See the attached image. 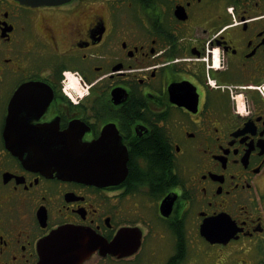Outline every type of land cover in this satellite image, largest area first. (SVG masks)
I'll list each match as a JSON object with an SVG mask.
<instances>
[{
  "label": "flooded vegetation",
  "instance_id": "af4514ba",
  "mask_svg": "<svg viewBox=\"0 0 264 264\" xmlns=\"http://www.w3.org/2000/svg\"><path fill=\"white\" fill-rule=\"evenodd\" d=\"M0 264H264V0H0Z\"/></svg>",
  "mask_w": 264,
  "mask_h": 264
},
{
  "label": "water",
  "instance_id": "95a60500",
  "mask_svg": "<svg viewBox=\"0 0 264 264\" xmlns=\"http://www.w3.org/2000/svg\"><path fill=\"white\" fill-rule=\"evenodd\" d=\"M19 1L21 3L36 6V5H56L67 2L69 0H19ZM55 162L56 163H53L51 167L53 166L54 168L58 169L57 171L65 177L79 181H84V182H88L89 180L93 182H97L101 179L100 176H95L88 171L89 166L86 160V146L82 143H75V157L72 158L70 162L68 161L66 162V164L69 163L66 167L59 164V162L56 160ZM206 229H207V223L203 225L202 233L209 238ZM73 237H74L73 231L70 232L68 229H66L56 233L54 238L55 240L57 239L59 241L65 240V246L64 245L63 247L61 245L59 246L61 249V248H69L70 241L74 242L79 239V238L74 239ZM210 240L211 242L224 241L222 239H210ZM101 247H103L104 249H110L111 247H113V244H108L104 242ZM75 248H78V246H76ZM78 249H80L81 251L87 250L85 247H79Z\"/></svg>",
  "mask_w": 264,
  "mask_h": 264
},
{
  "label": "rangeland",
  "instance_id": "374dc122",
  "mask_svg": "<svg viewBox=\"0 0 264 264\" xmlns=\"http://www.w3.org/2000/svg\"><path fill=\"white\" fill-rule=\"evenodd\" d=\"M164 241V240H163ZM164 249V248H163ZM165 254V252H163Z\"/></svg>",
  "mask_w": 264,
  "mask_h": 264
}]
</instances>
